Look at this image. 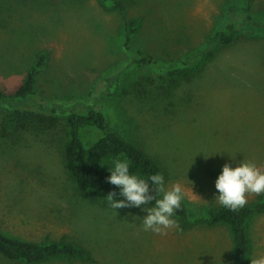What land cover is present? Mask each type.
I'll return each mask as SVG.
<instances>
[{"label":"rangeland","instance_id":"obj_1","mask_svg":"<svg viewBox=\"0 0 264 264\" xmlns=\"http://www.w3.org/2000/svg\"><path fill=\"white\" fill-rule=\"evenodd\" d=\"M126 16L143 21L129 50L120 15L99 0H0V89L15 90L45 52L37 102L64 110L94 105L110 128L157 161L166 189L184 187L189 214L205 217L221 206L211 168L245 159L264 167V0H133ZM230 24L233 42L202 55L207 39ZM187 57L189 67L201 69L192 79L161 78ZM140 58L150 63L138 65ZM7 112L0 104V231L86 250L34 264H232L228 224L182 228L176 215L183 231H142L134 217L147 214L143 207L114 209L78 189L64 162V132L11 134ZM82 134L90 143L89 129ZM249 230L251 264L264 255V211ZM0 264L24 263L0 256Z\"/></svg>","mask_w":264,"mask_h":264},{"label":"trees","instance_id":"obj_2","mask_svg":"<svg viewBox=\"0 0 264 264\" xmlns=\"http://www.w3.org/2000/svg\"><path fill=\"white\" fill-rule=\"evenodd\" d=\"M127 1V2H125ZM251 0H249L250 2ZM100 4L109 11L120 15L122 27L126 32L125 49L129 50L131 44L137 41L143 28V21L138 17L127 19L126 9L128 2L133 0H99ZM135 2V1H134ZM252 20L251 15L248 16ZM142 21V22H141ZM254 22L262 26L258 21ZM264 27V25H263ZM236 27L228 25L226 30H218L208 39V46L201 50L202 55L212 56L215 45H228L234 40ZM143 52V49H138ZM140 58L135 60L138 65L142 62L150 63V60ZM187 57L179 66H172L163 77L171 79H192L198 71L195 67H189ZM47 64L45 52H39L36 60L29 68L25 80L12 92L0 89V104L8 108V119L12 127L11 134L25 131L54 133L64 132L63 145L64 162L67 171L75 181L78 189L93 196L105 198L115 191L116 199H123L120 189L106 182L111 174L112 165H100L99 162H114L117 158L127 159L131 162L130 173L140 178L148 179L151 175L160 174V165L150 157L142 148L132 140L127 139L118 130L110 128L107 116L92 104L74 103L67 110L62 106L37 102L36 81ZM121 74V73H120ZM157 95V93L155 94ZM152 94V96H155ZM89 129L90 143L86 144L82 132ZM63 140V138H62ZM210 175L218 179L222 173L221 168H211ZM151 184V181L149 180ZM158 199L161 196L157 197ZM155 205V201L148 206ZM145 207V206H141ZM129 210L136 209L126 208ZM264 211V195L251 202L238 212H233L222 205L208 210L205 217H192L185 202H182V210L176 215L181 219L182 228L191 224L206 223L209 225L226 223L230 226L233 239L234 258L232 264H250L252 254L249 222L254 214ZM86 250L79 244L71 241H59L48 238L43 241H29L10 237L0 231V256L13 262L34 264L53 257H78L85 256Z\"/></svg>","mask_w":264,"mask_h":264},{"label":"clouds","instance_id":"obj_3","mask_svg":"<svg viewBox=\"0 0 264 264\" xmlns=\"http://www.w3.org/2000/svg\"><path fill=\"white\" fill-rule=\"evenodd\" d=\"M131 162L117 158L110 168V175L106 182L120 189L119 195L123 199H116L115 191L109 192L105 199L114 209L142 208L147 214L141 219V230L151 231L157 235H167L169 230L180 228L175 219L178 210H182V202L187 193L184 187L175 182L166 189L165 178L162 174L151 175L148 179L140 178L130 173ZM151 181V184L149 183ZM219 195L216 201L223 207L238 212L248 203L253 195H264V167L251 160H243L238 166L225 164L222 173L215 182ZM162 198H157L161 196ZM155 201V205L149 207ZM251 264H264V255L251 258Z\"/></svg>","mask_w":264,"mask_h":264}]
</instances>
